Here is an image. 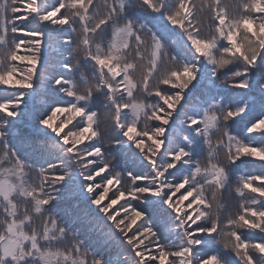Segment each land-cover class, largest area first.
I'll return each mask as SVG.
<instances>
[{
    "label": "snow or ice",
    "instance_id": "obj_1",
    "mask_svg": "<svg viewBox=\"0 0 264 264\" xmlns=\"http://www.w3.org/2000/svg\"><path fill=\"white\" fill-rule=\"evenodd\" d=\"M235 7L0 0V86L15 89L0 98V264H264V0ZM45 81L50 98L25 129ZM257 105L247 135H234ZM233 176L241 199L225 217Z\"/></svg>",
    "mask_w": 264,
    "mask_h": 264
},
{
    "label": "trees",
    "instance_id": "obj_2",
    "mask_svg": "<svg viewBox=\"0 0 264 264\" xmlns=\"http://www.w3.org/2000/svg\"><path fill=\"white\" fill-rule=\"evenodd\" d=\"M134 3L137 2V0H133ZM195 2L199 5L202 0H195ZM243 2H247V0H221V3L225 6H228V11L234 15H238L239 12L237 11L235 5H238V4H241ZM62 12L63 11H66L64 9L61 10ZM136 14L138 15H141L142 17H144L146 14H143L141 12H139V10L137 9V12ZM151 21V17H147V19H142V22H149ZM17 23H20L19 21ZM152 23H155L157 25H159V21H152L149 26L151 27V24ZM210 25H213V21L209 18L208 14L205 13L204 16H203V27H204V35H209L210 34V31H209V26ZM11 33H9V37H11ZM17 37H23V33H16L15 34ZM149 38V35L148 34H145V39L147 40ZM9 43L11 44V39H9ZM21 47H25L24 45H22ZM6 51V49H0V59H3V54L4 52ZM17 54L18 55H21L20 53H18L17 51ZM25 54H28L27 52H25ZM169 54H171V50H169ZM150 56V50H148L147 52H145V60H144V64L147 65L148 63V57ZM23 63V62H22ZM16 66H17V63H15ZM17 69H18V72H23L24 70H26V64H24V69L21 67V66H17ZM235 68L233 65H228L226 66L225 68L223 69H220V75L222 76L223 78V75L224 74H230V71H234ZM81 72L88 78H91V73H92V68H91V65H82L81 67ZM80 73V72H78ZM78 74H76L77 76ZM16 78H20L19 75L16 76ZM78 78V76H77ZM46 86V85H44ZM2 88L5 89V86H0ZM220 89H223V86H221L219 88ZM12 91H15V89H12V88H9L8 87V92H12ZM235 90H232V89H226V92H221L222 94L224 95H229L231 94V92H233ZM49 95V90L46 91ZM6 95L5 91H2L0 90V98L4 97ZM36 96V95H35ZM40 98L43 97L42 95H38ZM34 98V97H33ZM143 98V97H141ZM42 108L45 106V104H41ZM39 112L38 108L37 109H34L32 112H30L31 114L26 118V121L22 124L21 127L25 128V129H28V130H31L33 127H34V124H35V116L36 114ZM260 114V109H259V105H257L254 110L249 113V115L247 117H245V119L243 121H240L239 123L235 124L232 126L231 128V131L233 132L234 135H238L240 136L241 138H243L246 134L245 132V124L247 123L248 120L250 119H253L254 117L258 116ZM109 114L108 113H102L101 115V125H106L107 128L105 130L107 131H110L111 129V125L110 123L107 122L106 120V117L108 116ZM103 116H106V117H103ZM104 123V124H103ZM215 137H213V140L215 141ZM23 151V155L26 157V163L30 164L28 161H30V158L32 157H36L32 154V151L30 148H28L27 145H25L22 149ZM0 155H2V153H0ZM248 159H251V158H248ZM36 160H37V164L34 166L36 167V169H38L40 167V165L43 163V161L39 160L38 157H36ZM33 166V165H32ZM260 170V167H259V162L257 161L255 164H251V165H245V166H242L241 169L238 170L236 176L238 175H243V174H255L257 173L258 171ZM236 176H233V183L234 185L237 187V184H236ZM250 195V194H249ZM241 199V198H240Z\"/></svg>",
    "mask_w": 264,
    "mask_h": 264
},
{
    "label": "rangeland",
    "instance_id": "obj_3",
    "mask_svg": "<svg viewBox=\"0 0 264 264\" xmlns=\"http://www.w3.org/2000/svg\"><path fill=\"white\" fill-rule=\"evenodd\" d=\"M0 49H4V48L0 47ZM25 52H27L26 51V47H21L18 50V53H20L21 55H26ZM48 56H49V66H48V68L46 70V74L47 75H51L53 73V71L55 70V67H56V65H55V53L51 49H49ZM15 63H17V66H21L23 69H24V64H26V62L22 63L21 61H17ZM37 67L39 69V65ZM39 70L43 71V69H39ZM77 74H78L77 76L79 78L81 73H77ZM221 78H222V76H221ZM17 79H19V78H17ZM44 85H46V86L37 88V90H36L37 94H36V96H34V98H32V102L29 105V108L27 109L28 115L23 118L22 124L26 121V118L31 114L30 112H32L34 109H37V108L40 111L42 109L41 104H46V102L49 100L50 95L46 92V91H48L47 82L46 81L44 82ZM5 87H8V86H5ZM9 88H11V87H9ZM0 90L2 92V91H4V88L0 87ZM219 91L220 92H224V91L226 92V89L223 88V89H220ZM38 95H42L43 97L40 98ZM193 102L194 103H198L199 101L194 97L193 98ZM103 117H106V116H103ZM101 128L105 130L107 128V126L106 125H101ZM217 135H219V133H217ZM221 158H223V153H221ZM28 162L31 165H33V168L36 169V167H34L37 164L36 157L30 158V161H28ZM33 175H35V174L33 173ZM235 188H236V186L234 185L233 178H232V183H231L230 187L228 188L227 191H225L223 193V196L220 198V202L223 205V207L220 210L222 216L226 217V216H228L230 214H235L236 211H237V208H238V205H239V201H240V197L235 192ZM109 195H111V193ZM179 195H180V193H177V197ZM208 195H209V199H211V190H209ZM118 207L119 206L117 205V208ZM163 227H167V226L166 225H162V228ZM241 231H246V230H241ZM255 231L258 233V230H255ZM259 235H264V234H259ZM217 248L222 253L228 251V250L223 248L222 244L217 245ZM232 257H234V254H232Z\"/></svg>",
    "mask_w": 264,
    "mask_h": 264
}]
</instances>
